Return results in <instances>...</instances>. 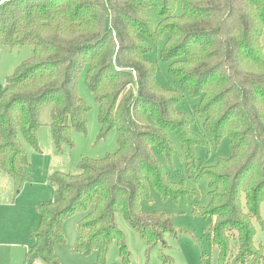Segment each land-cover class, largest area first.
I'll return each instance as SVG.
<instances>
[{
    "label": "trees",
    "instance_id": "trees-1",
    "mask_svg": "<svg viewBox=\"0 0 264 264\" xmlns=\"http://www.w3.org/2000/svg\"><path fill=\"white\" fill-rule=\"evenodd\" d=\"M165 34L160 59L172 80L168 87L147 58L150 44ZM0 44L32 47L0 93V172L18 184L28 180L25 144L40 151L36 132L46 105L57 151L73 147L74 131H86L90 107L76 89L82 71L98 104V138L117 132L115 152L82 158L77 174L48 175L53 195L39 205L22 264H61L54 247L65 242L63 223L72 215L80 216L72 252L95 253L94 264H106L113 242L118 264L131 262L118 213L147 250L169 247L167 237L185 234L168 214L141 210L150 190L173 201L199 197L183 180H171L155 154L180 156L169 132L186 173L208 179L209 201L194 210L211 221L216 264H264V249L254 243L255 223L264 225V0H0ZM185 92L197 100L206 140L176 109ZM223 137L232 154L199 167L195 146L216 148Z\"/></svg>",
    "mask_w": 264,
    "mask_h": 264
},
{
    "label": "rangeland",
    "instance_id": "rangeland-1",
    "mask_svg": "<svg viewBox=\"0 0 264 264\" xmlns=\"http://www.w3.org/2000/svg\"><path fill=\"white\" fill-rule=\"evenodd\" d=\"M176 14L182 12L180 4L176 3ZM149 16L155 25L157 17L152 11ZM167 38L163 35L157 43L150 44L151 51L147 58L157 65V80L164 86H171L172 80L167 70V65L160 59V51ZM32 54L31 45L8 46L0 44V93L4 87L6 77L11 75L15 67ZM77 94L90 107L87 115L85 132L72 133L73 147L64 146L62 151L55 149V144L50 128L51 105L44 106L41 110V125L37 131L40 151L33 150L25 144L28 151L30 166L27 169L29 181L12 186L10 194L0 193V264H22L24 248L31 238L29 230L37 226L40 213L39 205L42 201L49 200L52 195V186L48 183V175L55 171L79 173L77 164L84 157L100 158L117 150V132L111 130L105 137L98 138L99 125L97 121L98 104L92 92L85 83V71L79 76L76 84ZM197 100H192L185 92L183 99L176 105V109L185 113L192 119L191 130L199 137L206 140L203 126L204 117L196 109ZM168 135L176 145L180 156H173L168 160L163 154L155 152L164 166L168 177L173 181L183 180L190 189H195L198 198H186L173 201L162 199L157 192L150 190V200L141 201V210L146 213H165L172 217L175 230L185 234L178 239L167 237L169 247L162 248L156 245L147 250L144 240L135 232L122 214L115 216L119 229L124 233L127 246L131 252L130 264H162L165 255V264H216L217 248L208 238L207 228L211 221L209 218L195 214V207L207 205L209 201L208 179L205 175H189L185 170V159L180 149L178 140L169 132ZM195 157L199 167H210L220 158H228L232 154V147L228 138L223 137L215 148L211 144H198L194 148ZM9 176V175H8ZM8 185H3L4 191ZM19 191V192H18ZM260 216L264 224V203L260 205ZM77 215L65 219L63 233L65 242L57 244L58 258L61 264H94L95 253L83 255L72 252V246L77 237ZM256 233L254 243L261 244L264 249V225L255 223ZM204 254L205 260L201 261ZM40 262V261H39ZM41 264V262L39 263ZM106 264H118V246L113 242L106 255Z\"/></svg>",
    "mask_w": 264,
    "mask_h": 264
},
{
    "label": "crops",
    "instance_id": "crops-1",
    "mask_svg": "<svg viewBox=\"0 0 264 264\" xmlns=\"http://www.w3.org/2000/svg\"><path fill=\"white\" fill-rule=\"evenodd\" d=\"M42 111V110H41ZM40 114H41V112H40ZM41 122V121H40ZM38 131V130H37ZM36 136H37V132H36ZM37 139H39V138H37ZM27 150V149H26ZM27 154H28V151H27ZM28 160H29V158H28ZM30 166V164H28V166L26 167V173H27V169H28V167ZM27 175H28V173H27ZM27 181H29V175H28V180H25V181H23V182H27ZM13 183H14V187L16 186V184L18 183L15 179H13L12 177H10V176H8V174H6V173H4V172H0V193L1 194H10L11 192H12V186H13ZM3 185H8L7 186V188L3 191L2 190V187H3ZM19 192V191H18ZM52 195H53V187H52ZM52 195H51V197H50V199L52 198ZM49 199V200H50ZM45 201H47V200H45ZM42 202H44V201H42ZM80 216H78L77 217V219L79 218ZM32 239H31V242L29 243V244H23L22 245V247L24 248V251L26 252V250L31 246V244H32ZM54 250H55V253H56V255H58L59 253H58V250H57V244L55 245V247H54ZM25 252H24V255H25ZM24 258V257H23ZM23 260V259H22ZM38 261V263H40L41 262V264H44L42 261H40L39 262V260H37Z\"/></svg>",
    "mask_w": 264,
    "mask_h": 264
},
{
    "label": "built area",
    "instance_id": "built-area-1",
    "mask_svg": "<svg viewBox=\"0 0 264 264\" xmlns=\"http://www.w3.org/2000/svg\"><path fill=\"white\" fill-rule=\"evenodd\" d=\"M33 264H39V263H38V261H34V263H33Z\"/></svg>",
    "mask_w": 264,
    "mask_h": 264
}]
</instances>
